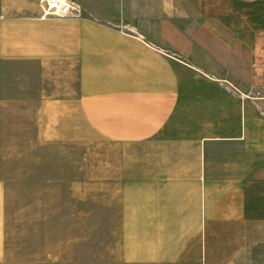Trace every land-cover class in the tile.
<instances>
[{
    "label": "crops",
    "instance_id": "0c3cea01",
    "mask_svg": "<svg viewBox=\"0 0 264 264\" xmlns=\"http://www.w3.org/2000/svg\"><path fill=\"white\" fill-rule=\"evenodd\" d=\"M38 1L0 0V264H27L7 210L20 161L62 144L83 149L74 200L118 218L115 253L90 264H249L259 55L236 56L202 0H68L61 18ZM181 35L193 51L171 45Z\"/></svg>",
    "mask_w": 264,
    "mask_h": 264
},
{
    "label": "rangeland",
    "instance_id": "374dc122",
    "mask_svg": "<svg viewBox=\"0 0 264 264\" xmlns=\"http://www.w3.org/2000/svg\"><path fill=\"white\" fill-rule=\"evenodd\" d=\"M202 10L204 21L212 20V31L219 38L234 39L236 56L249 50L252 56L259 55L256 64L264 70V0H202ZM196 27L189 19L178 29L189 37ZM179 37L180 41L176 36L171 45L176 50L184 45L193 51L194 45L182 35ZM198 37L205 39L204 33H198ZM218 45L221 50L220 41ZM230 62L229 59L227 64ZM42 151L20 161L21 170L16 169L14 176L16 185L9 188L7 198L11 229L15 228L17 239L20 234L17 243L26 246L27 264H90L106 256V247L115 253L118 218L72 197L74 189L70 183L84 174L83 149L62 144ZM90 161L98 163L97 151ZM244 190L246 216L264 227V156L251 157V172ZM262 232L252 235L249 264H264Z\"/></svg>",
    "mask_w": 264,
    "mask_h": 264
},
{
    "label": "built area",
    "instance_id": "2783aa9c",
    "mask_svg": "<svg viewBox=\"0 0 264 264\" xmlns=\"http://www.w3.org/2000/svg\"><path fill=\"white\" fill-rule=\"evenodd\" d=\"M38 6L42 18H61L71 10V4L68 0H39ZM261 57L264 60V49L261 52Z\"/></svg>",
    "mask_w": 264,
    "mask_h": 264
}]
</instances>
